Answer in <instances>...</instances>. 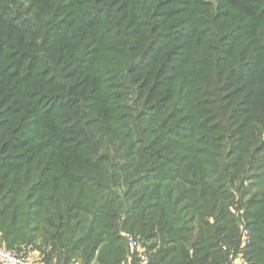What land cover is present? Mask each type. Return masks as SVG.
<instances>
[{"label": "trees", "instance_id": "16d2710c", "mask_svg": "<svg viewBox=\"0 0 264 264\" xmlns=\"http://www.w3.org/2000/svg\"><path fill=\"white\" fill-rule=\"evenodd\" d=\"M30 1L9 15L16 2L0 0V151L20 152L0 160L8 248L31 241L32 222L76 253L90 211L100 258L121 264L128 247L105 230L124 187L123 228L150 264L239 251L264 264V0Z\"/></svg>", "mask_w": 264, "mask_h": 264}, {"label": "rangeland", "instance_id": "374dc122", "mask_svg": "<svg viewBox=\"0 0 264 264\" xmlns=\"http://www.w3.org/2000/svg\"><path fill=\"white\" fill-rule=\"evenodd\" d=\"M14 2H16L15 5L11 6V11L8 12V14H14L17 11L23 10L25 11L26 9L29 11H32V7H31V1L30 0H12ZM203 3H205L207 6H210L211 8L214 7L216 9H218V0H200ZM220 10V9H219ZM22 14L25 16L24 20L28 19V15L27 13L25 14V12H22ZM17 18V17H15ZM21 22V23H26V22ZM39 29H43L41 25H38ZM40 37V36H38ZM172 65L174 67H172L173 69H175L176 73L178 74L179 72H181L182 70V64H177V66L174 65V63H172ZM131 100V97H125L121 103L122 104H126L125 106H128L127 109L129 110V114H133L136 111L140 112V106L139 107H134L135 104L133 101H129ZM47 104V103H46ZM46 104L44 106H46ZM126 108V107H125ZM1 110V109H0ZM5 112V111H4ZM143 114V113H139V116ZM29 125V124H27ZM26 126V124L21 123V125L19 126V128ZM172 131L177 130V128H173L171 129ZM180 130V129H179ZM182 131V130H181ZM2 133H4V129L1 130ZM264 136V134H263ZM1 137V134H0ZM147 138V137H144ZM18 151H0V160H6L5 162H13L11 160H9L8 158L11 157H18ZM7 154V155H6ZM2 155V157H1ZM5 156V157H3ZM1 178V176H0ZM3 180V179H2ZM2 180L0 179V207L2 205V203H4V200H6L10 194H8V192L4 193V191H6L8 189V184L6 185L5 181L2 182ZM2 182V183H1ZM111 192H114L113 197L115 198L116 202L120 203L123 206V208H119L121 211H119L118 214V219H116L115 221H113L114 223V229L112 230H105L107 233L106 235H110V238L113 239H118L121 238L117 244H120L121 242L126 243L127 247L129 244V240L133 239V240H138V233L137 232H129L128 230H126L125 228H123V224L124 221L126 219L125 214L123 213L124 210V198H123V192H125L124 187H116L114 189H111ZM2 195L4 197H2ZM34 196V193H32L30 195V197ZM34 199H31L30 203H34ZM126 205V204H125ZM34 208L35 210L37 209V203H34L31 205L30 209ZM244 213V209H242V214ZM91 212L88 211L87 213L84 214L86 220L88 221V223H84L82 225V227L78 230V232H74V235H71V239H73L74 241H76L78 238L83 237L84 238V245L79 249V251H77L76 253H72L70 252L69 249H62L61 247H59V245L54 244L51 240H49V236L48 234H50V232H53L52 229H45L44 231H41L40 229L37 230L35 227V223L30 222V230L33 233H30L31 236V241L30 242H25L22 243V241H18L16 243V245H13V249H17V250H24V249H29V254L36 258V259H42L44 260L46 263L48 262V264H105L102 259L100 258L101 256V252L102 250H104L106 248V243H103L104 240L106 239V236L104 237L103 235H100V230L96 229L95 231H92L91 233H87V227L89 226V222L91 220L90 217ZM112 222V221H111ZM247 227V223H246V219L243 218V223L240 226V230L241 227ZM36 229V230H35ZM48 230V233L46 232ZM104 234V233H103ZM70 236V235H69ZM72 241V242H74ZM0 244L5 245L8 247V245L12 248V245L6 241L4 239V237L2 236V234L0 233ZM182 245H178V249L181 248ZM113 260L112 259H107L106 263L109 262L111 263ZM124 261V260H123ZM122 264V263H121Z\"/></svg>", "mask_w": 264, "mask_h": 264}, {"label": "built area", "instance_id": "2783aa9c", "mask_svg": "<svg viewBox=\"0 0 264 264\" xmlns=\"http://www.w3.org/2000/svg\"><path fill=\"white\" fill-rule=\"evenodd\" d=\"M252 243L250 231L244 226L240 230V249L247 248ZM129 247L132 252L136 247V241L129 240ZM136 264H150L149 258L144 254H138ZM0 264H47L42 259H36L29 254V249L17 250L10 249L5 245L0 244ZM124 264V263H122ZM227 264H246L244 260V254H240L239 259L230 257Z\"/></svg>", "mask_w": 264, "mask_h": 264}, {"label": "crops", "instance_id": "0c3cea01", "mask_svg": "<svg viewBox=\"0 0 264 264\" xmlns=\"http://www.w3.org/2000/svg\"><path fill=\"white\" fill-rule=\"evenodd\" d=\"M136 241V247L134 248L133 252L131 250V248L128 245V253L126 255V258L124 259V261L122 263L124 264H136L137 263V255L138 254H144L149 258L150 261V253L146 250V246L145 244H143V242H141L139 239L135 240ZM244 252H240L239 253H235V254H230L229 258H235L236 260L240 258V254H242ZM244 260L246 261V264H249L248 260L246 259V257H244Z\"/></svg>", "mask_w": 264, "mask_h": 264}]
</instances>
